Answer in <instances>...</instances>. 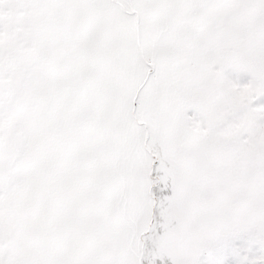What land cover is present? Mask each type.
Instances as JSON below:
<instances>
[{
	"label": "snow or ice",
	"instance_id": "1",
	"mask_svg": "<svg viewBox=\"0 0 264 264\" xmlns=\"http://www.w3.org/2000/svg\"><path fill=\"white\" fill-rule=\"evenodd\" d=\"M0 264H264V0H0Z\"/></svg>",
	"mask_w": 264,
	"mask_h": 264
}]
</instances>
